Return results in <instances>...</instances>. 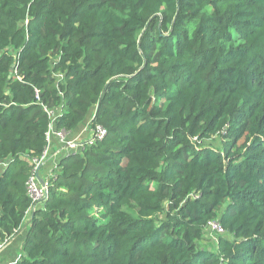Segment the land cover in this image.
Segmentation results:
<instances>
[{"label":"trees","instance_id":"obj_1","mask_svg":"<svg viewBox=\"0 0 264 264\" xmlns=\"http://www.w3.org/2000/svg\"><path fill=\"white\" fill-rule=\"evenodd\" d=\"M43 104L107 133L28 212ZM21 227L18 264H264V0H0V242Z\"/></svg>","mask_w":264,"mask_h":264},{"label":"built area","instance_id":"obj_2","mask_svg":"<svg viewBox=\"0 0 264 264\" xmlns=\"http://www.w3.org/2000/svg\"><path fill=\"white\" fill-rule=\"evenodd\" d=\"M38 94H36V97ZM43 109L46 111L49 121L48 127L46 130V146L41 154L37 157H31L30 161L32 164V173L26 181L27 193L31 199V204L28 209H33L40 200L47 195L48 191V180L47 177H50L53 174V168L58 163L59 158L69 152H76V150L83 147V144L92 143L98 139L103 138L107 131L104 126L99 123H93L92 119L94 117V111L92 112L89 119H87L82 125L71 130L65 129H55L54 121L57 116L60 114V107H47L42 105ZM58 146L57 149L53 152L52 157L53 161L51 167L44 170L45 177L38 176L40 171H42L44 165L47 163L49 156L52 152V146ZM1 164H4L1 162ZM38 173V174H37ZM39 177L42 179L40 181ZM207 228L211 232H224V228L218 220H209L207 223ZM9 237H6L3 241L0 242V251L4 245L9 241ZM19 254L16 260L12 264H18V259L20 258Z\"/></svg>","mask_w":264,"mask_h":264},{"label":"crops","instance_id":"obj_3","mask_svg":"<svg viewBox=\"0 0 264 264\" xmlns=\"http://www.w3.org/2000/svg\"><path fill=\"white\" fill-rule=\"evenodd\" d=\"M58 146L53 145L52 146V152L49 155L51 158L49 161H53L52 154L57 149ZM27 217H25L24 220H26ZM25 226V225H24ZM23 226V227H24ZM23 227H21L13 237L9 239V241L4 245V247L0 251V264H12L17 256L20 254L21 247H22V237L24 235L25 230H23Z\"/></svg>","mask_w":264,"mask_h":264},{"label":"rangeland","instance_id":"obj_4","mask_svg":"<svg viewBox=\"0 0 264 264\" xmlns=\"http://www.w3.org/2000/svg\"><path fill=\"white\" fill-rule=\"evenodd\" d=\"M51 164H52V161H49V159H48L47 163L43 167V171L46 170V169H48V168H50L51 167ZM215 237H216V234L215 233H211V234L209 233L208 235H206V237H204L203 242H205L209 238L211 240H213V238H215Z\"/></svg>","mask_w":264,"mask_h":264},{"label":"water","instance_id":"obj_5","mask_svg":"<svg viewBox=\"0 0 264 264\" xmlns=\"http://www.w3.org/2000/svg\"><path fill=\"white\" fill-rule=\"evenodd\" d=\"M38 174V173H37ZM39 176V175H38ZM39 179H40V181L42 182V179L39 177ZM46 198V196L43 198V199H45Z\"/></svg>","mask_w":264,"mask_h":264}]
</instances>
